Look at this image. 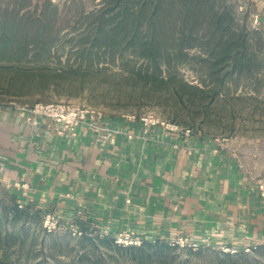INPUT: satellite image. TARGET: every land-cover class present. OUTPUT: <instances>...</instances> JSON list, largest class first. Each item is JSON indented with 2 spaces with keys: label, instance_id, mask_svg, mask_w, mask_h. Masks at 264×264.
<instances>
[{
  "label": "rangeland",
  "instance_id": "obj_1",
  "mask_svg": "<svg viewBox=\"0 0 264 264\" xmlns=\"http://www.w3.org/2000/svg\"><path fill=\"white\" fill-rule=\"evenodd\" d=\"M160 1L153 17L156 0H0V105L153 115L224 145L264 193V0ZM222 11L224 31L211 24ZM231 33L245 44L217 38ZM226 44L246 56L222 55ZM8 189L0 264H264V243H118L90 219L58 213L47 225L54 211L18 209Z\"/></svg>",
  "mask_w": 264,
  "mask_h": 264
},
{
  "label": "crops",
  "instance_id": "obj_2",
  "mask_svg": "<svg viewBox=\"0 0 264 264\" xmlns=\"http://www.w3.org/2000/svg\"><path fill=\"white\" fill-rule=\"evenodd\" d=\"M106 125L120 129L115 141L87 125L61 135L50 118L33 126L21 107L0 105V186L19 195L14 183L29 181L30 205L88 218L112 235L264 243V193L235 153L124 115L108 114Z\"/></svg>",
  "mask_w": 264,
  "mask_h": 264
},
{
  "label": "built area",
  "instance_id": "obj_3",
  "mask_svg": "<svg viewBox=\"0 0 264 264\" xmlns=\"http://www.w3.org/2000/svg\"><path fill=\"white\" fill-rule=\"evenodd\" d=\"M25 112V117L28 123L36 126L42 118H50L57 124V132L61 135L69 133L72 135L78 134V128L82 125H87L103 136L109 137L112 141L116 140V135L120 129H112L106 125L107 114L102 111H97L89 107L81 106L73 102H43L39 101L32 105L21 106ZM127 118L138 120L140 119L146 129L154 125H164L174 131H185L191 133V129L181 127L177 123L162 121L155 118L153 115H136L124 114ZM122 130V129H121ZM132 133L129 136L132 137ZM19 191L20 206L28 204V199L31 195L32 185L29 181L18 180L13 185ZM59 215L56 212H49L47 215L46 224H56ZM118 243H133L141 242L142 238L134 236L129 231H120L116 234ZM190 241L187 237H180L171 241L172 243L185 244Z\"/></svg>",
  "mask_w": 264,
  "mask_h": 264
},
{
  "label": "trees",
  "instance_id": "obj_4",
  "mask_svg": "<svg viewBox=\"0 0 264 264\" xmlns=\"http://www.w3.org/2000/svg\"><path fill=\"white\" fill-rule=\"evenodd\" d=\"M126 1L127 0H125V3H126ZM160 2H161L160 0H156V5H155L154 9L152 10V16L153 17H155V14L157 13V10H158ZM201 2H202V0H195V5H197V4L201 5ZM190 5H192V3ZM126 8H127V6H124V10L122 8L120 10V12H123V11L127 10ZM123 15H125V14L123 13ZM213 20H214V22H212L211 24L214 25L215 28H217V29L221 28V29H223V31H224L225 28L230 29V26H231L230 25V20L228 19V16L225 13V11L224 12L223 11L222 12H217L215 14ZM235 35H236L235 33H231V34H228L226 39H224V35H221L220 37H217V38L218 39L220 38L219 39L220 42L221 41H225L226 43H230L231 44V43H234L236 40H240V41L242 40V42L245 44L246 38H243V37H240V36H235ZM244 44H243V46H244ZM222 49L224 50L222 55L223 54H225V55H229V54L231 55L232 54V58L233 59H236V58L240 57V55L241 56L242 55L246 56L245 52H244L245 49H243L242 47H240V51H237V54L235 53V50L234 51L231 50V53H230L229 44L228 45L226 44L225 47L222 48ZM19 204L20 203H19V199H18V201H17V203L15 205V207L18 208V209H19ZM27 205H30V203H28ZM145 241H147V239H144V242ZM129 247L130 248H133V247L136 248L137 246L132 245V246H129Z\"/></svg>",
  "mask_w": 264,
  "mask_h": 264
}]
</instances>
